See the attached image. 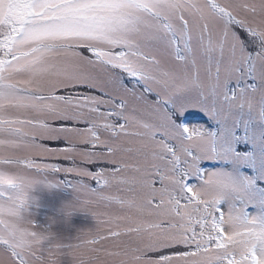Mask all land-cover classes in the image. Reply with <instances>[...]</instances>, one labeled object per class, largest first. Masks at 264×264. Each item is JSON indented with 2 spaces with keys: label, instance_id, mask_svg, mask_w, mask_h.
<instances>
[{
  "label": "snow or ice",
  "instance_id": "1",
  "mask_svg": "<svg viewBox=\"0 0 264 264\" xmlns=\"http://www.w3.org/2000/svg\"><path fill=\"white\" fill-rule=\"evenodd\" d=\"M0 172L97 222L0 264H264V0H0Z\"/></svg>",
  "mask_w": 264,
  "mask_h": 264
},
{
  "label": "rangeland",
  "instance_id": "2",
  "mask_svg": "<svg viewBox=\"0 0 264 264\" xmlns=\"http://www.w3.org/2000/svg\"><path fill=\"white\" fill-rule=\"evenodd\" d=\"M192 118L196 119L195 116ZM16 182L14 173L0 172V184L10 185ZM78 203L77 192L67 182L53 184L51 187L47 183H37L29 191L26 207L19 216L31 221L34 230L44 234L51 233L50 241L74 242L81 233L97 227V222L90 213L67 211L68 206H76ZM15 217V214L5 212L0 215V221L10 223ZM50 241L43 242V246H47ZM60 261L61 264H72V257L63 255Z\"/></svg>",
  "mask_w": 264,
  "mask_h": 264
},
{
  "label": "clouds",
  "instance_id": "3",
  "mask_svg": "<svg viewBox=\"0 0 264 264\" xmlns=\"http://www.w3.org/2000/svg\"><path fill=\"white\" fill-rule=\"evenodd\" d=\"M10 224L15 225L19 232L22 234L24 239H27V230L25 222L20 218L19 214L10 222Z\"/></svg>",
  "mask_w": 264,
  "mask_h": 264
}]
</instances>
